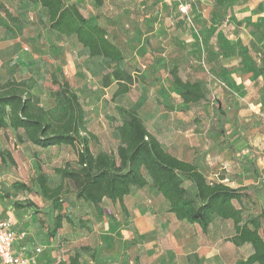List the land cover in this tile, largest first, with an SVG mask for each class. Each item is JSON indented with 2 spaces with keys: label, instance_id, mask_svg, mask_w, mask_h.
Here are the masks:
<instances>
[{
  "label": "rangeland",
  "instance_id": "374dc122",
  "mask_svg": "<svg viewBox=\"0 0 264 264\" xmlns=\"http://www.w3.org/2000/svg\"><path fill=\"white\" fill-rule=\"evenodd\" d=\"M65 1L76 3L85 17L105 27L109 38L123 49L126 58L119 66L137 79L130 90L112 97L114 80L111 76L102 80L109 62L90 57L73 37L50 31L46 10L22 0H0L19 19L17 24L10 23V30L0 27L2 78L13 74L32 78L33 92L44 107L52 104L49 90L55 86L51 74L68 79L95 137L90 143L94 154L115 153L123 109L133 108L166 151L195 163L209 181L222 178L232 187L250 189L252 179L241 163L248 158L257 172V185L264 188V0H180L189 5L186 14L178 10V0H103L100 6L94 0ZM172 66H177L182 79L200 82L206 98L184 104L171 82ZM214 99L225 112L234 150L228 148L216 126ZM4 150L15 162L0 161V206L13 211V202L26 198L38 204L37 211L25 208L18 212L34 219L39 229L49 227L35 239L40 250H80L90 257L81 246L97 250V244L99 250L114 253L99 264H136L135 253L129 252L136 249V234L141 229L150 240L158 237L159 250L170 248L175 231L197 237V227L166 219L170 216L168 203L148 176L144 187L123 198V205L103 199L102 217L95 215L92 204L76 200L71 193L64 195V212L74 225L64 221L62 229L51 233L55 213L37 193L33 181L36 162L54 185L60 178L53 168L75 165L74 149L67 145L39 148L21 130L0 128V152ZM16 180L26 182L31 191L14 189ZM244 203L245 217L258 214L264 210V192L252 194ZM160 217L167 220L166 228L156 224ZM231 229L225 221L213 222L207 236L210 245L228 250L226 237ZM260 232L264 234V222ZM50 238L51 243H46Z\"/></svg>",
  "mask_w": 264,
  "mask_h": 264
},
{
  "label": "trees",
  "instance_id": "16d2710c",
  "mask_svg": "<svg viewBox=\"0 0 264 264\" xmlns=\"http://www.w3.org/2000/svg\"><path fill=\"white\" fill-rule=\"evenodd\" d=\"M38 4L46 10L48 28L65 37H73L90 57L106 59L110 66L102 74L105 81L108 76L114 80L116 88L112 97L127 93L137 81L136 76L127 68L119 66L126 58L123 49L112 41L107 29L85 17L74 2L65 0H22ZM97 6L103 0H94ZM2 9V11H1ZM4 12V15L2 14ZM19 19L13 16L0 3V27L10 30V23L17 24ZM171 82L178 91L184 104H194L206 98L205 91L198 81L182 79L177 66L169 71ZM49 90L52 104L44 107L40 97L33 92L32 78L3 79L0 75V128L22 131L25 139L39 148L67 145L76 153L75 165L65 164L53 168L60 178L52 185L48 175L37 161L36 174L33 178L40 197L50 203L54 211L51 233L62 227L63 222L73 226L72 218L64 212L62 197L73 194L76 200L93 205L95 215L105 214L101 203L103 199L118 201L123 205V198L132 190L147 184L148 176L152 187L168 203V211L178 221L197 225L201 232H206L214 219L231 220L233 234L226 238L236 246L249 244L252 252L245 260L237 264H264V234L260 232L264 222V210L245 217L244 200L252 194L264 192L257 185V172L253 162L243 158L252 179V186L232 187L222 181H209L197 165L181 159L166 151L159 140L151 134L141 117L133 108H124V117L117 126L119 143L115 153L91 151V140L95 137L88 130L85 110L78 94L68 79L59 80L51 74ZM213 116L217 128L231 150L235 149L229 139L226 128V115L220 101L214 99ZM18 141H22L17 134ZM3 164H14V158L7 150L0 152ZM71 186V188L68 187ZM16 190L31 191L23 181H14ZM237 203V205L234 203ZM15 208H34L38 206L29 198L13 202ZM94 257V250L87 245L81 246ZM56 264H80V254L75 252L66 262Z\"/></svg>",
  "mask_w": 264,
  "mask_h": 264
},
{
  "label": "crops",
  "instance_id": "0c3cea01",
  "mask_svg": "<svg viewBox=\"0 0 264 264\" xmlns=\"http://www.w3.org/2000/svg\"><path fill=\"white\" fill-rule=\"evenodd\" d=\"M9 77L24 79L18 78L14 76V74L12 76H5L3 78L7 79ZM34 203L38 206L36 202ZM12 209L13 211H9L0 206V217L8 219L11 222L12 228L15 232H23L25 234L24 237H18L15 241V250L25 256L32 258L36 264H56L59 261L66 262L69 256L73 255L75 252H79L80 254V264H99L100 261L106 260L105 258H110L114 254L110 251L106 252L104 250H99L100 245L98 246L97 244H95V246H97V250H94L95 252L93 258L88 257L87 253L85 254L80 250H39L36 252L35 249L39 248V246H36L37 242L35 239L38 237L41 238L43 235H45L49 227H46L45 230L39 229L37 228L34 219L23 217L21 215L22 212L18 211H21L25 208H15L13 206ZM170 217L175 219V222H184L178 221L172 213H170V216L166 219H170ZM166 219L160 217L159 221H156V224H161L160 227L166 228ZM215 221L219 222L221 220L217 218L214 219L206 232H201L197 225L187 223L188 225H192L193 227H197V229H199L198 233H196L198 238H190L187 234H182L181 232L175 231L174 227L176 237L174 236V240L172 241L168 250H159V247L157 246L158 237L154 240H150L149 236L146 235L148 232L141 229V231H138L136 234L138 239V242H136V249L130 250L129 253L132 251L135 253V258L138 261L136 264H237L239 260H245L252 252L251 246L247 243L240 246H234L233 243L226 240L229 245V248H227L228 250L215 249L210 245V241L208 240L207 236L211 229V225ZM222 221H225L232 227L231 233L227 237L231 236L234 231L232 221ZM177 226H180V224ZM62 227L59 229H62ZM59 233L60 232H57V234ZM147 239L149 241L146 243ZM46 243L50 244L51 238L49 241H46ZM130 264L132 263L130 262Z\"/></svg>",
  "mask_w": 264,
  "mask_h": 264
},
{
  "label": "built area",
  "instance_id": "2783aa9c",
  "mask_svg": "<svg viewBox=\"0 0 264 264\" xmlns=\"http://www.w3.org/2000/svg\"><path fill=\"white\" fill-rule=\"evenodd\" d=\"M177 6L180 13L186 14L189 10V5L180 0ZM18 237H24V233L15 232L11 222L0 217V264H36L32 258L15 250V241ZM35 250L38 252L40 249Z\"/></svg>",
  "mask_w": 264,
  "mask_h": 264
}]
</instances>
